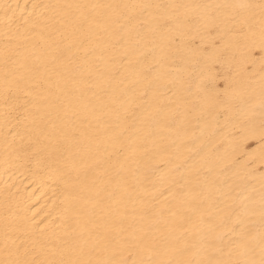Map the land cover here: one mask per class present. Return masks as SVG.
Here are the masks:
<instances>
[{"label":"bare ground","instance_id":"bare-ground-1","mask_svg":"<svg viewBox=\"0 0 264 264\" xmlns=\"http://www.w3.org/2000/svg\"><path fill=\"white\" fill-rule=\"evenodd\" d=\"M0 264H264V0H0Z\"/></svg>","mask_w":264,"mask_h":264}]
</instances>
